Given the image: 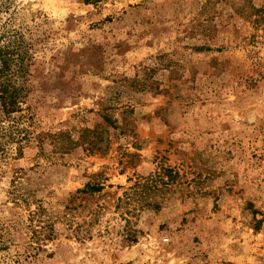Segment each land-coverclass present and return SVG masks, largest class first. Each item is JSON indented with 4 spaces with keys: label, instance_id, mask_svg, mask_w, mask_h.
<instances>
[{
    "label": "rangeland",
    "instance_id": "374dc122",
    "mask_svg": "<svg viewBox=\"0 0 264 264\" xmlns=\"http://www.w3.org/2000/svg\"><path fill=\"white\" fill-rule=\"evenodd\" d=\"M0 10L33 54L0 264H264V0Z\"/></svg>",
    "mask_w": 264,
    "mask_h": 264
},
{
    "label": "trees",
    "instance_id": "16d2710c",
    "mask_svg": "<svg viewBox=\"0 0 264 264\" xmlns=\"http://www.w3.org/2000/svg\"><path fill=\"white\" fill-rule=\"evenodd\" d=\"M99 1L85 0L86 3ZM32 60V48L25 34L12 25L11 18L4 23L0 18V124L4 121L9 123L8 127H0V139L7 137L0 140L2 153L12 143H16L19 150L22 149L21 143L28 139L29 129L23 124L33 119V116L24 113L30 108H24V105L30 93Z\"/></svg>",
    "mask_w": 264,
    "mask_h": 264
}]
</instances>
